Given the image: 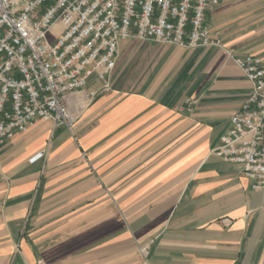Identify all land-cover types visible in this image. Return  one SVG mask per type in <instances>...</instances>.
<instances>
[{
  "label": "crops",
  "instance_id": "crops-1",
  "mask_svg": "<svg viewBox=\"0 0 264 264\" xmlns=\"http://www.w3.org/2000/svg\"><path fill=\"white\" fill-rule=\"evenodd\" d=\"M206 24L219 46L120 39L70 130L0 144V264H264V189L212 153L251 89L235 58L264 64V0H219Z\"/></svg>",
  "mask_w": 264,
  "mask_h": 264
},
{
  "label": "built area",
  "instance_id": "built-area-1",
  "mask_svg": "<svg viewBox=\"0 0 264 264\" xmlns=\"http://www.w3.org/2000/svg\"><path fill=\"white\" fill-rule=\"evenodd\" d=\"M218 1L0 0V144L36 120L70 130L79 117L70 96L84 92L93 75L100 86L86 97L110 87L122 38L219 46L206 24ZM235 62L251 89L212 153L264 189V64L252 55ZM193 104L186 99L183 108Z\"/></svg>",
  "mask_w": 264,
  "mask_h": 264
}]
</instances>
